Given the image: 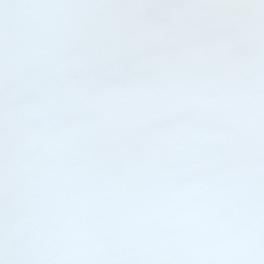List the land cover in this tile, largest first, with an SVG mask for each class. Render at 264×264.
<instances>
[{
    "label": "snow or ice",
    "instance_id": "6c2138e0",
    "mask_svg": "<svg viewBox=\"0 0 264 264\" xmlns=\"http://www.w3.org/2000/svg\"><path fill=\"white\" fill-rule=\"evenodd\" d=\"M0 264H264V0H0Z\"/></svg>",
    "mask_w": 264,
    "mask_h": 264
}]
</instances>
